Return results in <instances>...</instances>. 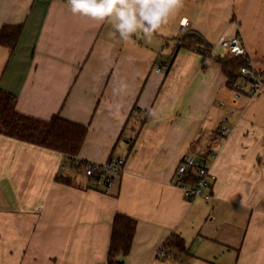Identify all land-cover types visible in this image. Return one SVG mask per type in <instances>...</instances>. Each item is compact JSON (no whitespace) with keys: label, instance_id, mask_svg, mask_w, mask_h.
Segmentation results:
<instances>
[{"label":"crops","instance_id":"obj_1","mask_svg":"<svg viewBox=\"0 0 264 264\" xmlns=\"http://www.w3.org/2000/svg\"><path fill=\"white\" fill-rule=\"evenodd\" d=\"M183 21L216 57L241 36L264 76V0H183L151 40L129 42L108 20L73 15L68 0H0V29L22 25L14 51L0 45V88L16 109L87 126L81 159H125L106 193L63 154L0 135V264L4 251H18L15 264H107L117 213L137 221L122 264H264V97L233 105L222 66L178 49ZM223 125L230 134L214 147ZM211 150V200L189 201L177 168ZM173 235L189 254L158 258Z\"/></svg>","mask_w":264,"mask_h":264},{"label":"trees","instance_id":"obj_2","mask_svg":"<svg viewBox=\"0 0 264 264\" xmlns=\"http://www.w3.org/2000/svg\"><path fill=\"white\" fill-rule=\"evenodd\" d=\"M21 34L22 25L3 26L0 29V45L14 51ZM182 48L199 52L204 58L205 66L207 62L220 64L232 89L240 81L246 80L241 74V69L248 66L246 57H235L228 53L223 57L213 56L212 47L190 33L180 40L178 49ZM16 101L14 95L0 88V135L59 152L71 166H75L73 159L81 153L87 137V126L69 121L61 114H56L49 120L27 116L16 109ZM56 181L66 186L75 185L73 179L66 175H57ZM136 227L137 221L130 216L122 213L114 216L107 264H122L121 258H125L131 251ZM162 248L178 255L189 254V247L179 235L171 236Z\"/></svg>","mask_w":264,"mask_h":264},{"label":"built area","instance_id":"obj_3","mask_svg":"<svg viewBox=\"0 0 264 264\" xmlns=\"http://www.w3.org/2000/svg\"><path fill=\"white\" fill-rule=\"evenodd\" d=\"M189 33V22L183 21L180 25V34L185 36ZM220 48L226 51L232 56H247V50L245 48L243 39L237 35L229 40H223L220 43ZM168 66L165 64L159 65L154 68L155 73H162L167 71ZM241 74L246 78L244 84H236L234 89V96L232 104L236 105L241 101L243 96H247L250 99L255 98L264 91V76L257 73L248 62V66L241 69ZM227 121H225V124ZM230 129L223 125L215 133L213 137V146L216 145L229 136ZM213 148V147H212ZM215 157L214 151H210V154L200 159H195L191 156H186L180 162L177 172L176 180L179 183L185 199L191 201L197 198H202L206 201L211 200V188L216 182V176L210 170V160ZM73 162L83 175L92 180L95 186H102L104 191L108 193L114 186L116 179L121 176L125 166V159H111L105 163L99 164L84 160L78 156L73 159ZM209 222H213V217H208ZM167 249L161 248L157 257L165 259L167 258Z\"/></svg>","mask_w":264,"mask_h":264},{"label":"clouds","instance_id":"obj_4","mask_svg":"<svg viewBox=\"0 0 264 264\" xmlns=\"http://www.w3.org/2000/svg\"><path fill=\"white\" fill-rule=\"evenodd\" d=\"M73 15L113 24L121 40L134 35L151 40L152 35L183 6V0H68Z\"/></svg>","mask_w":264,"mask_h":264},{"label":"rangeland","instance_id":"obj_5","mask_svg":"<svg viewBox=\"0 0 264 264\" xmlns=\"http://www.w3.org/2000/svg\"><path fill=\"white\" fill-rule=\"evenodd\" d=\"M241 82V83H240ZM239 83L240 84H244L245 83V81H240ZM257 97H264V92L263 93H261L259 96H256L255 98H257ZM82 173V172H81ZM83 174V173H82ZM13 236V235H12ZM12 236H7V238H12ZM6 237H5V240L7 239ZM7 243H5L6 245L4 246L5 248H7L10 244H9V241H6ZM12 252H9V251H4L3 252V254L4 255H6L5 257H4V259L2 260V263L3 264H15V263H17L18 262V251H14L12 254H11Z\"/></svg>","mask_w":264,"mask_h":264}]
</instances>
